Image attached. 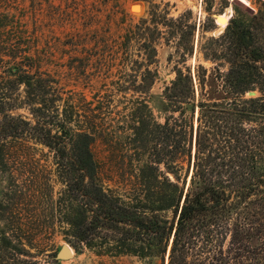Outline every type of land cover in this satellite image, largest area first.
<instances>
[{
  "label": "rangeland",
  "instance_id": "1",
  "mask_svg": "<svg viewBox=\"0 0 264 264\" xmlns=\"http://www.w3.org/2000/svg\"><path fill=\"white\" fill-rule=\"evenodd\" d=\"M233 20L264 55V0H0V98L16 105L7 102L2 113L26 130L0 144V264H168V254L111 256L73 247L53 217L65 188L56 152L37 142L32 128L56 137L68 131L53 140L66 155L74 145L90 146L101 184L115 195H142L139 179L150 163L151 180H185L187 191L198 115L191 168L188 153L173 174L156 131L166 118L158 99L179 73L191 77L195 101L222 96L217 73L233 59L223 38ZM19 76L32 86L14 83ZM248 81L245 99L260 98L264 71ZM65 245L73 257L58 260Z\"/></svg>",
  "mask_w": 264,
  "mask_h": 264
},
{
  "label": "trees",
  "instance_id": "2",
  "mask_svg": "<svg viewBox=\"0 0 264 264\" xmlns=\"http://www.w3.org/2000/svg\"><path fill=\"white\" fill-rule=\"evenodd\" d=\"M223 38L226 57L233 59L226 73L221 69L217 73L224 83L222 96L195 101L191 77L179 73L158 99L166 118L163 125L156 124V131L173 174L180 171L178 162L188 153L191 168L198 115L194 174L187 191L185 180L182 186L169 179L167 183L151 180L146 173L154 169L150 163L139 179L142 195H115L101 184L90 146L74 145L66 155V147H56L53 140L63 139L68 131L62 129L56 137L49 130L32 128L35 140L56 152L65 188L53 217L59 218L73 247L111 256L164 259L168 254V264H264V82L260 98L245 99L252 90L248 77L264 71V66L258 67L264 64V55L252 45L250 32L235 20ZM17 78L14 83L32 86L31 78ZM7 102L16 106L0 98V115H4L0 144L26 132L16 119L2 113ZM140 126L139 135L145 133L144 120ZM168 212L171 219L165 216Z\"/></svg>",
  "mask_w": 264,
  "mask_h": 264
},
{
  "label": "water",
  "instance_id": "3",
  "mask_svg": "<svg viewBox=\"0 0 264 264\" xmlns=\"http://www.w3.org/2000/svg\"><path fill=\"white\" fill-rule=\"evenodd\" d=\"M137 7V6H136ZM250 96H255L256 94L254 92L249 93ZM73 257V250L70 246L65 245L62 250L57 255L58 260H68Z\"/></svg>",
  "mask_w": 264,
  "mask_h": 264
},
{
  "label": "bare ground",
  "instance_id": "4",
  "mask_svg": "<svg viewBox=\"0 0 264 264\" xmlns=\"http://www.w3.org/2000/svg\"><path fill=\"white\" fill-rule=\"evenodd\" d=\"M135 7H136V6H135ZM135 7H134V8H135ZM137 7H139V6H137ZM137 7H136V8H137Z\"/></svg>",
  "mask_w": 264,
  "mask_h": 264
}]
</instances>
